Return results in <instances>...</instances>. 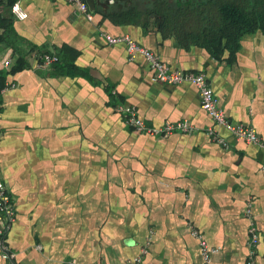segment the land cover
<instances>
[{
  "label": "crops",
  "instance_id": "0c3cea01",
  "mask_svg": "<svg viewBox=\"0 0 264 264\" xmlns=\"http://www.w3.org/2000/svg\"><path fill=\"white\" fill-rule=\"evenodd\" d=\"M15 1L27 18L13 16ZM86 1L93 20L67 0H0V54L13 55L2 84L17 83L1 96L0 178L15 199L8 240L19 259L204 264L196 229L220 248L212 264H246L250 208L260 231L256 264H264V149L217 126L194 84L153 81L146 57L131 59L126 44L104 37L130 35L172 69L205 73L228 118L264 138V33L245 34L231 55L124 21L132 0ZM43 53L60 61L36 68ZM120 103L150 126L189 120L196 131L137 132Z\"/></svg>",
  "mask_w": 264,
  "mask_h": 264
},
{
  "label": "built area",
  "instance_id": "2783aa9c",
  "mask_svg": "<svg viewBox=\"0 0 264 264\" xmlns=\"http://www.w3.org/2000/svg\"><path fill=\"white\" fill-rule=\"evenodd\" d=\"M74 8L75 12L84 15L87 19H94V10L86 0H67ZM11 13L19 19L28 17V13L23 9L19 1L11 4ZM2 25L0 21V33ZM106 41L110 44L124 43L130 53V58L134 59L138 55H143L150 62L153 74L152 80L165 84H180L189 82L194 84L200 93L201 106L211 116L217 126L225 128L237 140H243L253 143L264 149V138L260 136L257 129L251 125L233 122L228 118L226 112L221 106L219 97L216 95L207 75L203 72H183L182 70L172 69L166 65L159 56L151 49L143 46L130 35L115 36L104 34ZM60 57L55 53H43L38 57L36 68H47L58 62ZM13 64V55L0 54V112H1V96L10 88L16 87L15 81L2 84V69H10ZM118 110L123 118L124 123L137 132L146 133L154 136L167 137L176 132L191 134L196 131V127L189 120H180L176 122H167L161 126H150L146 123L137 112L136 108L126 103H120ZM207 133L216 141L229 147L228 140L223 137L215 127L207 128ZM1 134V131H0ZM248 217L250 218L248 247L249 252L246 264H256L257 246L260 241V231L258 225L248 209ZM17 220V209L15 205L14 195L7 183L0 178V257L3 264H24L15 251L9 240L8 235ZM193 234L199 239L201 253L204 264H212V256L219 251V247L209 244L204 235L194 229ZM147 252V243L142 247V253ZM142 255H138L130 264H140Z\"/></svg>",
  "mask_w": 264,
  "mask_h": 264
},
{
  "label": "trees",
  "instance_id": "16d2710c",
  "mask_svg": "<svg viewBox=\"0 0 264 264\" xmlns=\"http://www.w3.org/2000/svg\"><path fill=\"white\" fill-rule=\"evenodd\" d=\"M156 6L161 29L186 45L200 44L234 55L245 34L264 33V0H202L178 8L168 0H157ZM140 14L131 7L120 16L124 21H138Z\"/></svg>",
  "mask_w": 264,
  "mask_h": 264
},
{
  "label": "flooded vegetation",
  "instance_id": "af4514ba",
  "mask_svg": "<svg viewBox=\"0 0 264 264\" xmlns=\"http://www.w3.org/2000/svg\"><path fill=\"white\" fill-rule=\"evenodd\" d=\"M132 6L138 8L142 14H140L138 20H141L143 22H150L154 23L158 27L161 25V17L157 14V6L156 1L157 0H132ZM199 2L202 0H168L170 5L174 6L175 8H178L180 4H186L188 2ZM176 36V35H174ZM177 37V36H176Z\"/></svg>",
  "mask_w": 264,
  "mask_h": 264
}]
</instances>
